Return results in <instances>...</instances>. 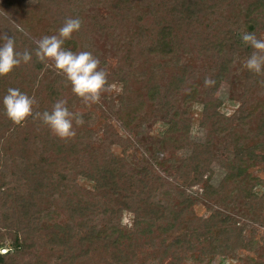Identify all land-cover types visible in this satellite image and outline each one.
<instances>
[{"label": "trees", "instance_id": "16d2710c", "mask_svg": "<svg viewBox=\"0 0 264 264\" xmlns=\"http://www.w3.org/2000/svg\"><path fill=\"white\" fill-rule=\"evenodd\" d=\"M50 3L57 9L46 13L52 22L81 19L80 30L71 36L78 52L91 51L100 59V67L105 66L98 50L80 48L81 38L86 40L93 32L110 40L120 52V64L108 78L119 89L108 101L110 107H119L115 117L120 126H133L144 133L139 114L149 105L152 115L165 124L161 137L169 148L188 143L193 123L192 115L176 105L183 85L191 88L183 96L190 104L197 102L194 95L207 96L211 88L205 85L204 75L196 82L193 68L178 65V55L192 51L193 34L184 28L196 27L203 17L216 18L214 33H202L199 41L212 46L211 52L204 48L206 55L215 54L228 66L237 50L248 57L256 51L242 42V33H255L259 39L264 35V0H37L32 10L42 14ZM9 6L3 0L0 11ZM102 6L103 15L95 9ZM19 20L5 21L10 27L3 34L15 37L17 51L28 46L34 60L0 76V98L9 87L19 88L35 97L34 113L51 111L59 95L72 85L46 60L37 58L38 44L25 33L29 19ZM16 25L25 31H17ZM244 64L240 66L242 94L256 96L258 92L264 98V75L250 72ZM164 71L169 74L165 82L161 80ZM214 71H208L210 78ZM243 105L241 101L237 107V119L239 125L247 124L244 130L233 127L234 117L220 114L217 103L202 105L198 125L229 133L224 148L233 151L224 167L233 182L232 191H238L242 206L256 218L263 209L264 191L259 195L253 189L259 184L264 188V178L252 176L247 169L264 162V108L251 124ZM83 119L74 138L61 139L51 136L38 118L13 123L0 105V248L6 249L0 252V264H139L144 250L149 251L145 264H208L234 249L240 235L234 220L217 209L205 217L195 216L192 196L179 193L152 167H138L128 154H117L112 148H127L132 144L130 138L108 124L103 138L96 142L87 126L92 116ZM207 141L200 145L207 147ZM196 146L193 143L187 159L206 168L210 159L200 161ZM202 175L193 176L192 184L205 188L199 182ZM79 176L93 181L91 190L78 184ZM225 189L223 184L214 191L222 202L233 196ZM124 210L132 213L128 226L121 222ZM62 213L65 221L57 222ZM256 264H264V260Z\"/></svg>", "mask_w": 264, "mask_h": 264}, {"label": "rangeland", "instance_id": "374dc122", "mask_svg": "<svg viewBox=\"0 0 264 264\" xmlns=\"http://www.w3.org/2000/svg\"><path fill=\"white\" fill-rule=\"evenodd\" d=\"M3 0H0V3ZM10 6L5 10L0 11V35L7 31L10 25H6L5 21L9 23H16L20 21V18H27L28 29L25 33L29 34L36 44L45 35H53L58 32V29L64 22H52L50 17L46 13H51L57 10L54 3H50L47 11H37V0H8ZM39 1V0H38ZM91 8V7H90ZM93 9V8H92ZM97 12L104 14V7L95 8ZM36 10V11H35ZM34 11V12H32ZM96 12V11H95ZM136 15H138L136 13ZM216 18L203 19L201 23L196 27L184 28V31L192 32L193 38L191 40V52H183L178 55V65H187L193 68L195 71L194 80L199 82L200 79L204 80L206 77H210L208 71L215 68L211 78L216 81L215 85H212L209 91V95L205 96L204 93H198L194 95L195 103H188L183 101V96L187 94V91L191 88L188 84H184L179 92L177 107L182 111L183 109L192 115V121L190 128L191 135L188 134V143L184 142L182 147L172 148L168 147L164 139L161 137L162 130L165 124L159 121L158 118L152 115V108L149 105L142 107V111L139 114V124L142 125V129H145L144 133L137 132L135 127L123 128L120 126L119 121L116 119V112L118 105L114 108L109 106V97L115 98L118 92V86L115 83H108V88L101 94V100L97 104L85 103L82 98L73 93L72 89L59 95L60 99H66L70 110L74 112L82 113L83 116L91 115L92 120L87 125L89 130L93 133L94 140L96 142L102 139L104 136V130L106 125L113 124L117 132L126 135L132 140V144L127 148H121L117 145L112 146L117 154L125 152L129 155V158L133 160L134 165L138 167L143 166L152 167L155 172L160 175V178L166 182H170L179 193H185L186 196H192L195 199L193 204V211L195 216H207L211 210L217 209L227 214V216L234 220L239 228L240 235L238 236L237 245L233 250L226 253L225 257L216 256L208 264H256V262L264 260V204L263 209L257 211V217L254 218L247 208H244L241 204L242 198L238 191H232L233 182L230 179L228 171L224 167V160L233 151L230 147L226 150L224 147L228 144L229 133L222 131L219 133L212 128L210 122L208 124L211 128H204L198 125V119L201 115V107L204 103L218 104V112L225 116H233L232 126L239 130H244L247 124H240L237 119L238 110L237 107L244 102L242 106L245 113L248 115L247 120L254 124L255 116L260 114L261 108H264V98L261 93L257 92L256 96L242 94L243 86L240 75V66L246 62L248 55L244 51L237 50L231 61V65H227L226 61L217 58L214 54L208 56L204 53V48H209L208 51H212V46H204V42L200 43L199 39L201 34L207 32V34L214 33L213 30L217 27L215 21ZM149 21V19L147 20ZM31 29H34L31 31ZM220 29L217 30L219 34ZM32 32V33H31ZM264 39V35H263ZM82 41H79L80 48L91 47L93 50H98L105 60V66L103 69L108 73V78L117 70L120 62V52L116 51V48L110 43L107 38L101 37L95 32L89 35V37ZM84 40V41H83ZM34 42V43H35ZM197 46V47H195ZM64 47L71 49L74 52H78V44L74 39H68L65 41ZM195 49L198 48V49ZM23 51L28 50V46L23 45ZM80 49V50H81ZM214 49V48H213ZM30 51V50H29ZM34 60V54L32 53V59ZM46 62L52 66L55 70L62 73L55 68V62L51 59H45ZM176 66V65H175ZM219 68V69H218ZM174 70V69H173ZM168 71L171 69L168 68ZM166 76H163L161 80L165 82L169 78L167 71H164ZM63 74V73H62ZM112 84V85H111ZM264 86V85H263ZM209 88V86H208ZM202 86L199 92H202ZM46 91L41 93V98H44L47 94ZM189 95H192L189 94ZM143 118V120L141 119ZM251 124H248L249 126ZM235 129V131H236ZM34 132L38 131L36 128ZM210 133H209V132ZM51 136H55L50 130ZM241 135V134H240ZM59 138V137H57ZM209 138V140H208ZM209 141L207 147H202L206 141ZM207 141V142H208ZM191 142V143H189ZM193 143H196V154L200 161L203 163H209L206 168H199L198 164L194 160L189 162L187 159L190 153H192ZM201 144V145H200ZM224 148V149H223ZM222 161H220V160ZM143 160V162H142ZM248 172L252 176L264 178V162H257L251 165ZM201 175L199 178L203 186L199 184H192V177L195 175ZM78 184L84 189H92L93 181H90L86 177L79 176L77 178ZM225 185V191L227 193L232 192L233 196L228 197L225 202L220 201L218 197L214 195L216 189H221L222 185ZM256 194L262 195L264 188L262 185H256L253 189ZM55 206V205H54ZM59 209V207H57ZM131 212L124 210L121 213V222L123 225H129L131 222ZM66 216L62 213L61 217H56L57 222H64ZM148 248V247H145ZM6 249L0 248V252H5ZM148 250H144L140 256L139 264H145L148 261L146 255Z\"/></svg>", "mask_w": 264, "mask_h": 264}, {"label": "clouds", "instance_id": "9594fccd", "mask_svg": "<svg viewBox=\"0 0 264 264\" xmlns=\"http://www.w3.org/2000/svg\"><path fill=\"white\" fill-rule=\"evenodd\" d=\"M80 18L67 17L58 32L45 35L36 48V56L40 61L51 59L55 68L61 71L70 81L72 91L85 103L97 104L101 94L108 88V73L100 67L101 61L91 51L74 52L64 47L65 41L71 39L73 32L81 28ZM16 30L24 32V28L16 25ZM241 40L251 46L254 51L246 60L244 66L257 75H264V39L257 38L255 33L244 32ZM32 59L29 50H16L15 37L0 35V76L10 73L21 63H28ZM206 86L215 85L216 81L206 77ZM36 104L34 96L21 91L19 88L9 87L0 98L4 114L15 124L23 123L28 117L41 120L51 132L61 139H71L76 136V128L84 124L83 114L70 110L66 99H58L51 111L33 112ZM75 125V126H74Z\"/></svg>", "mask_w": 264, "mask_h": 264}]
</instances>
